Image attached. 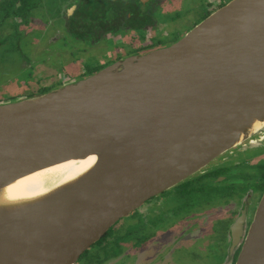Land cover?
I'll return each instance as SVG.
<instances>
[{
	"label": "water",
	"instance_id": "95a60500",
	"mask_svg": "<svg viewBox=\"0 0 264 264\" xmlns=\"http://www.w3.org/2000/svg\"><path fill=\"white\" fill-rule=\"evenodd\" d=\"M264 0H232L178 41L0 102V191L95 157L34 200L0 202V264H76L122 218L264 129ZM246 211L232 228L240 244ZM236 264H264V193Z\"/></svg>",
	"mask_w": 264,
	"mask_h": 264
},
{
	"label": "flooded vegetation",
	"instance_id": "af4514ba",
	"mask_svg": "<svg viewBox=\"0 0 264 264\" xmlns=\"http://www.w3.org/2000/svg\"><path fill=\"white\" fill-rule=\"evenodd\" d=\"M230 1L0 0V56L16 47L19 52L0 62V74L8 68L15 76L21 71L26 94L20 97L41 95L137 52L172 44ZM256 168L259 177L245 174V169ZM169 190L170 202H177L144 219L153 200ZM169 190L120 219L76 264L91 256L96 245L94 263L99 264H116L131 255L136 263L145 250H158V264H179L183 259L178 253L186 258L196 252L199 258L210 247L222 253L212 264H236L254 200L264 192V129ZM244 211L243 237L233 246L232 228ZM132 214L133 229L126 236L114 233L115 226Z\"/></svg>",
	"mask_w": 264,
	"mask_h": 264
},
{
	"label": "rangeland",
	"instance_id": "374dc122",
	"mask_svg": "<svg viewBox=\"0 0 264 264\" xmlns=\"http://www.w3.org/2000/svg\"><path fill=\"white\" fill-rule=\"evenodd\" d=\"M19 46L21 47L20 41H19ZM26 50H28V49H26ZM11 53L13 55L18 56L19 55L18 48L16 47V48L12 49ZM11 53L8 51V49L6 50V54H5V52L2 53L0 56V62L2 60H6V62H7L9 59H11V57H12ZM11 71H12V69L8 68L4 73L0 74V99L5 100V98H7L8 100H12V99H17L20 96H23L26 94L24 92L25 82H24L23 78H21V71H16L18 76L11 74L10 73ZM58 87H60V86H58ZM32 96H25V97H32ZM245 174L259 177L260 176V170H259V168L252 169V170L245 169ZM253 188L255 190L257 189L256 186H253ZM170 191L171 190L166 191L165 193L159 195L156 199L153 200L154 205H152L151 208L148 209V211L146 212L147 214L145 216H143L144 219L150 217V214L154 213L156 210L163 211V209H164L165 211H167L169 209V207L173 206L177 202V201L175 203L170 202V198H168V193ZM260 196H261V193L258 194L257 198L254 200L253 205H256V203H258V199L260 198ZM138 218L139 217H137V219ZM134 220H135V215H133V214L130 215L128 218H125L122 221H120L116 225L117 227L115 226V229L113 230V232L118 233V235L120 234L121 236H126L127 233L133 229V227L135 225ZM118 228H120V229L116 230ZM185 246L189 247L187 245H185ZM98 249H99V245H96L95 247H93L89 251V254H91V256H88V257L85 256L80 261V263H78V264H99L98 261H96L94 263L95 259L98 257V255L96 256V252ZM155 252H158V250H153V251L151 250V253L146 251V250L140 252L139 256L137 257L138 259H137L136 263H135V260H133V256L131 255L129 257H126L127 259L125 261L117 262L116 264H158L156 262L157 255ZM188 252H191V251L189 250ZM203 253H204V255L200 252L199 258L197 256L196 252H192V255H188V257H186V258H184L183 256L181 257V255L178 253L177 257L180 259H183V261L178 262V263L179 264H212V262L215 260V257L217 255L222 254L220 250H217L214 247H210L209 251L203 250ZM191 256H193V257H191ZM90 259H92L93 261L92 260L89 261Z\"/></svg>",
	"mask_w": 264,
	"mask_h": 264
},
{
	"label": "bare ground",
	"instance_id": "6f19581e",
	"mask_svg": "<svg viewBox=\"0 0 264 264\" xmlns=\"http://www.w3.org/2000/svg\"><path fill=\"white\" fill-rule=\"evenodd\" d=\"M263 127L264 123H258L255 130H261ZM95 159V157H89L84 160L70 161L23 177L0 191V202L7 199L11 202L34 200L43 196L56 186L85 173L95 163Z\"/></svg>",
	"mask_w": 264,
	"mask_h": 264
},
{
	"label": "trees",
	"instance_id": "16d2710c",
	"mask_svg": "<svg viewBox=\"0 0 264 264\" xmlns=\"http://www.w3.org/2000/svg\"><path fill=\"white\" fill-rule=\"evenodd\" d=\"M154 48V47H153Z\"/></svg>",
	"mask_w": 264,
	"mask_h": 264
}]
</instances>
